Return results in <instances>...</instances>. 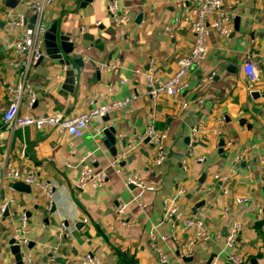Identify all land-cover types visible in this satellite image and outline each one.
<instances>
[{
    "label": "crops",
    "instance_id": "obj_1",
    "mask_svg": "<svg viewBox=\"0 0 264 264\" xmlns=\"http://www.w3.org/2000/svg\"><path fill=\"white\" fill-rule=\"evenodd\" d=\"M4 1L0 0V117L10 101L5 84L22 79L21 69L11 64L18 57L7 46L21 29L4 16L9 8ZM82 1L53 0L43 9L47 29L56 23L58 31L71 37L75 48L70 55L81 57L83 66L68 90L64 66L53 61L44 47L41 60L25 78L37 95L28 113L75 115L113 100L129 101L111 111L108 121L93 119L74 135L59 133L54 127L10 131L0 121V166L32 171L54 191L51 212L37 185H29L27 193L15 190L10 180H0V200L4 196L14 199L0 222V264H17L8 241L22 213L28 218L33 246L26 250L33 264H76L87 253L100 264H232L225 233L233 220L242 226L237 251L245 263L264 264V0H222L232 4L233 31L223 39L210 27L208 56L190 70L188 88L179 95L162 94L156 99L147 94L143 73L154 60L162 75L168 76L176 59L188 54L192 36L183 21L172 36L167 33L174 19L183 17L188 1L117 0L129 11V20L119 26L106 12L104 0L84 6ZM11 9L30 14L20 0ZM247 59L259 69L256 83H250L242 72ZM109 62L118 66L99 69ZM210 72L215 75L207 79ZM250 90L259 92L257 99H251ZM182 102L187 104L185 109L180 108ZM241 118L246 120L243 125ZM151 122L157 131L166 133L165 157L159 165L155 150L142 137ZM110 125L116 129L115 156L101 133ZM197 125L201 131L191 137ZM86 151L95 159L93 168L103 170L107 177L101 187L76 189L79 160ZM116 156L121 158L112 165ZM236 156L239 159L234 161ZM216 173L229 176L226 195L213 178ZM129 174H137L153 187L144 192L143 207L133 201L140 188L125 184ZM240 197L246 202L237 203ZM170 198H175L177 214L172 221H164L163 203ZM121 203L127 206L117 215L115 207ZM224 205L229 206V214L222 218ZM186 218L201 220L210 239H196L194 229L183 225ZM61 222L66 229L59 240ZM151 234L157 236L156 249L151 247ZM49 246L57 247L54 257L46 252Z\"/></svg>",
    "mask_w": 264,
    "mask_h": 264
},
{
    "label": "built area",
    "instance_id": "obj_2",
    "mask_svg": "<svg viewBox=\"0 0 264 264\" xmlns=\"http://www.w3.org/2000/svg\"><path fill=\"white\" fill-rule=\"evenodd\" d=\"M188 6L183 11V17H176L173 24L168 27V35L172 36L174 29L183 23L185 28L192 36V42L188 54L180 56L175 61V69L168 76L162 75V69L155 64L154 60L149 61L147 69L144 71V79L147 87V94L156 99L158 96L165 94L176 96L184 92L188 88V76L193 67L201 66L208 56L207 38L209 28L217 33L221 38L227 39L233 31L232 20V4L224 3L222 0H187ZM53 0H20V3L30 13H20L14 9L7 8L4 16L10 18L13 24L21 29V33L16 40L7 44L18 60L12 61V66L21 69L22 79L13 85L5 84V89L10 95V101L4 109L0 121L2 125L12 131L15 128L33 126L36 129L45 127H54L59 133L74 135L81 129L90 126L93 119H102L111 111L123 108L129 99L113 100L110 103L90 107L86 111L79 112L75 115H62L60 113H40L31 115L28 113L33 109L36 103L37 95L34 89L27 83L26 74L43 56L44 54V35L47 27L42 20V12L45 6L51 5ZM106 12L114 20L116 26L121 25L129 20L128 9L119 6L117 0H104ZM182 2L178 4L181 6ZM34 16L35 19L29 23L28 17ZM81 32H85V27H81ZM116 62L100 65L101 70H113L117 67ZM242 72L250 83H256L259 80V69L251 59H247L242 65ZM215 73L210 72L206 75L207 79H212ZM187 104L180 103V108L185 109ZM24 113H21L20 110ZM202 129L201 125H197L191 130V137H194ZM143 139L155 150L156 164H161L165 157L164 140L166 133L157 131L153 123H149L142 134ZM121 156H116L112 160V165L119 162ZM236 156L234 161H237ZM197 160H200L198 158ZM80 173L75 182L76 189H84L87 186L94 188L101 187L106 180V173L103 170L93 168L95 159L89 151H86L80 158ZM69 165V161H66ZM264 163V160H261ZM213 178L219 182L221 192L226 195L228 193V174L216 173ZM0 180H10L11 182H21L27 185H37L46 197V210L51 211L53 207V187L47 181L38 180L34 172L22 171L17 168L0 166ZM126 185H134L140 188L139 193L133 197L139 206L143 207V195L145 191L153 190L152 185L145 184L137 174H129L125 177ZM261 185L264 188V166L261 168ZM246 198L240 197L236 202L243 204ZM14 203V199L4 196L0 200V222L5 212ZM127 204L121 203L115 207V213L120 215L126 209ZM177 206L175 198L166 199L163 203L162 219L164 221H172L177 214ZM229 214V206L224 205L221 211V217H227ZM86 221V219H84ZM183 225L187 228L194 229L196 239L208 240L210 235L204 223L195 218H186ZM240 221L233 220L227 227L225 233V248L227 250V258L232 264H246L245 259L237 251V241L241 232ZM63 222L59 225L57 238L60 240L65 232ZM29 224L25 213L19 217L18 224L14 228L12 238L14 244L20 248L23 264H33L31 255L26 250L29 243ZM151 247L156 249L157 236L151 234ZM162 238H164L162 236ZM56 246H49L46 252L54 257ZM160 261L165 262L164 255H160ZM76 264H100L99 259L87 253L81 257Z\"/></svg>",
    "mask_w": 264,
    "mask_h": 264
},
{
    "label": "water",
    "instance_id": "obj_3",
    "mask_svg": "<svg viewBox=\"0 0 264 264\" xmlns=\"http://www.w3.org/2000/svg\"><path fill=\"white\" fill-rule=\"evenodd\" d=\"M93 0H83L81 2L82 6L86 5L87 3L92 2ZM5 5L9 8H14L18 3L19 0H5ZM35 17L32 16L28 19L29 23L34 21ZM44 47L46 54L53 60L57 61L58 64L63 65L65 68V81L64 84L67 86V89L70 90L74 83H75V76L78 73V70L83 66V59L81 57H71V53L74 51L75 44L71 40L69 35L64 34L62 31H58L56 27V23L52 24L46 31L44 35ZM41 60V58H40ZM75 66V67H74ZM249 95L251 99H257L259 96L258 91H249ZM254 111V110H253ZM104 121H108L109 116L105 115L102 118ZM246 120L241 118L239 123L240 125L245 124ZM249 127V124L247 125ZM102 135L104 136L103 142L109 147L110 153L112 156H115L117 151L115 147H113L114 142L116 140V129L113 125H110L102 130ZM123 144V143H122ZM224 143L221 140L219 142V146L223 147ZM11 186L18 191L29 192L30 188L29 185L21 182L12 183ZM54 211L52 207L51 212ZM8 212H5L4 216H7ZM33 243L29 242L27 248H31ZM9 250L14 255V258L17 264L22 263V255L20 253V248L14 244V239L11 237L8 241Z\"/></svg>",
    "mask_w": 264,
    "mask_h": 264
}]
</instances>
